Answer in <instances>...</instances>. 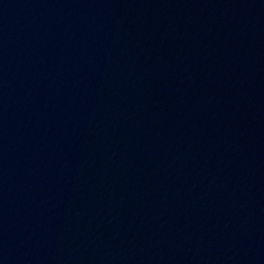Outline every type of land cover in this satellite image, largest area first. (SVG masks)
Listing matches in <instances>:
<instances>
[{
    "label": "water",
    "instance_id": "1",
    "mask_svg": "<svg viewBox=\"0 0 264 264\" xmlns=\"http://www.w3.org/2000/svg\"><path fill=\"white\" fill-rule=\"evenodd\" d=\"M0 264H264V0H0Z\"/></svg>",
    "mask_w": 264,
    "mask_h": 264
}]
</instances>
